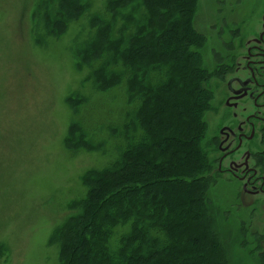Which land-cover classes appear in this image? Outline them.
Wrapping results in <instances>:
<instances>
[{
    "label": "rangeland",
    "instance_id": "obj_1",
    "mask_svg": "<svg viewBox=\"0 0 264 264\" xmlns=\"http://www.w3.org/2000/svg\"><path fill=\"white\" fill-rule=\"evenodd\" d=\"M104 1L91 0L93 7L90 11H100L97 5ZM134 1L122 0V13L127 15L133 11L138 19L145 9L142 5L134 8ZM37 4L38 0H0V264H68V253L63 250V238H59V234L66 223L71 225L72 222L76 227H72L71 236L76 239L83 234L79 224H87L88 221L80 219L76 223L73 218L76 211L72 206L77 199L84 200L86 187L83 180L92 177L86 175L91 170L100 172L116 160L120 155L117 147L125 149L132 136L137 140L147 131L152 138L151 147L142 146L140 150L144 155L153 147V161L160 160L159 163L163 157L169 158L176 153L174 141L164 139L167 132L179 136L170 123L173 115L177 114L174 107L169 109L172 103H169L168 93L173 92L172 84L156 91L155 107L147 102L146 110L141 111L145 122L155 125V134L144 125L141 117L140 128H134L132 124L138 118L129 122L125 117L135 109L126 103L125 89L106 87L104 79L112 78L107 74L96 82L94 75L89 79L86 76L92 70L87 64L80 65V49L96 34V29L90 27V18L63 25L61 31L50 35L33 24L39 11ZM56 5L59 6L57 0L45 2L49 10ZM191 5L198 6V10L192 22L190 20V24L184 25L187 30L182 41L172 40L166 34L162 40L163 43L168 42L169 50L164 45L163 55L158 51L156 60L151 62L147 54L143 63L154 62L158 66L157 71L148 75L160 78L161 68L168 61L173 45L183 47L180 52L188 54L200 49L197 68L206 70L201 77L208 78L205 96L209 94V97L206 96L205 100L209 104L197 110L200 111L199 116L197 112L194 114L196 121L205 127L195 146L201 144L204 161L209 162V168L201 174L205 176L202 185H196L191 192L201 193L213 187L209 195L224 214L220 218L222 231L231 244L238 243L236 264H260L264 261V251L259 248L260 243H264V195H248L242 191L240 181L226 175L219 176L216 144L217 130L222 124L230 122L233 125L229 117L231 111L224 104L230 96L226 83L236 74L239 61L240 66L245 65L243 59L235 56L238 52L245 55V42L261 30L264 0H198V3L193 0ZM133 21L134 18L126 17L123 33L130 30ZM145 27L146 24L140 26L134 22L133 33H141V28L146 39L152 37ZM192 28L201 37L192 35ZM113 31L110 28L108 33ZM37 34H41V39L36 37ZM193 38H199L200 46L190 42ZM110 45L112 41H108L107 47ZM176 54L173 59L178 61ZM106 57L110 58L109 55ZM85 59L91 61L90 56ZM122 60L125 63L126 59ZM167 69L177 75L175 71L178 69L173 63ZM245 77L247 74L240 72L238 78ZM134 86L132 99L136 100L143 90L138 82ZM243 100L238 107L242 116L244 108L249 112L252 110L249 99ZM80 128L84 136H88L85 139L77 135ZM119 128H123L122 135L112 131ZM246 131L249 132V128ZM262 137L264 134L241 147L242 151L251 153L252 146L254 166L261 177L264 176ZM86 139L91 141L92 147ZM241 154L236 152L234 157L240 159ZM135 157L133 154L125 155V160L140 163L141 157ZM172 160L185 168L180 157L173 155ZM228 165L226 159L222 167ZM152 169L150 174L156 179L177 174L169 169L168 164L153 166ZM194 169L195 166L190 170ZM99 176H93V185ZM181 189L173 188L175 191ZM153 193H157V189H153ZM104 198L99 196L95 199L94 196L91 202L98 205ZM128 204L126 198L124 205L128 207ZM86 206L83 205L84 208ZM228 224L229 230H226ZM146 234L142 232L141 237Z\"/></svg>",
    "mask_w": 264,
    "mask_h": 264
},
{
    "label": "trees",
    "instance_id": "obj_2",
    "mask_svg": "<svg viewBox=\"0 0 264 264\" xmlns=\"http://www.w3.org/2000/svg\"><path fill=\"white\" fill-rule=\"evenodd\" d=\"M57 1L59 6L49 10L45 7L47 0H38L39 11L33 19L34 26L51 35V32L61 31L63 25L90 18V27L96 29V34L83 44L79 58L80 65L87 64L92 70L86 77L90 79L94 75L96 82L104 74L112 76L109 80L104 79V85L125 89L126 103L135 107L125 117L129 122L138 118L134 120L135 124L130 123L138 129L139 117L145 122L141 111L146 110L147 102L155 107L156 91L172 84L170 88L173 92L168 93L171 100L169 103H172L169 109L174 107L177 114L173 115L170 123L175 128L174 132H179L177 137L169 132L164 137L174 141L176 153L169 158L163 157L161 163L160 160L153 161L155 151L153 147V150L150 148L152 138L144 131L137 140L131 135L133 138L128 141L129 145L125 149L117 147L120 155L116 160L100 172L91 170L86 175L92 177L83 180L86 187L82 197L84 200L79 198L72 206V210L76 211L73 216L76 223L80 219L88 221L87 224H79L83 234L76 239L71 236L72 227H76L74 222L71 225L66 223L59 234V238H63V250L66 249L68 253V264H236L239 259L235 254L238 243L231 244L222 231L224 229L221 228L220 218L224 214L209 195L213 187L206 188L201 193L191 192L196 185H202L205 176L201 174L209 168V162L204 161L201 144L195 146L205 127L196 121L194 114L197 112L199 116L200 111L197 110L209 104L205 100L209 97V94L205 96L208 93V78H202L206 70L203 67L197 68L200 49L192 54L183 52L186 54L184 55L180 52L183 47L173 45L171 55L163 65L166 70L161 68L160 78L148 75L157 71L158 66L154 62L143 63L147 57L148 61H155L157 52L162 54L164 47L169 50L168 42L163 43L162 40L166 34L172 40L182 41L187 30L184 25L190 24V20L192 22L198 6L191 5L193 0H136L133 7L142 5L145 9L137 19L133 11L123 15L122 0H105L97 5L101 10L94 12L90 11L93 7L91 0ZM194 1L198 3V0ZM126 17H132L134 21L130 23V30L123 33ZM134 22H138L140 26L146 24L145 28L153 36L146 39L141 28V33H133ZM110 28L114 30L111 34L108 33ZM190 32L201 37L193 28ZM40 36L41 34L36 35L41 39ZM198 39L193 38L190 42L200 46L202 42ZM108 41H112L109 47ZM175 54L178 61L173 59ZM108 55L110 58L106 57ZM88 56L91 61L85 59ZM122 59H126L125 63ZM170 63L178 69L175 71L177 75L171 74L167 69ZM111 82L113 83L109 84ZM137 82L142 86L144 94H139V99L133 100L132 91ZM146 98L148 99L145 100ZM144 125L149 126L148 129L151 128L155 134L154 124L145 122ZM122 130L123 128H119L112 131L116 135H122ZM77 135L81 139L88 137L84 136L81 128ZM86 140L92 147L91 141ZM262 142L264 144V137ZM142 146H150L144 155L140 150ZM124 153L141 157L140 163L125 160ZM173 155L184 160L185 168L172 160ZM161 164H168L169 169L177 174L158 179L152 177L150 171H153V166ZM194 166L195 169L190 170ZM95 175L100 176L95 180L96 185H93L92 178ZM180 187L183 188L181 191L173 190ZM153 189H157V193L152 194ZM94 196L95 199L99 196L105 198L96 205L97 202H91ZM126 198L128 207L124 205ZM83 205L87 206L84 208ZM227 226L229 224L226 225V230H229ZM142 232L147 234L141 237ZM241 247L246 252L243 244ZM259 248L264 251L263 242ZM262 259L264 260V252ZM260 264H264V261Z\"/></svg>",
    "mask_w": 264,
    "mask_h": 264
},
{
    "label": "flooded vegetation",
    "instance_id": "obj_3",
    "mask_svg": "<svg viewBox=\"0 0 264 264\" xmlns=\"http://www.w3.org/2000/svg\"><path fill=\"white\" fill-rule=\"evenodd\" d=\"M262 19L264 20V14ZM235 57L243 59L245 65L240 66L239 61L236 74L226 83V90L230 96L224 104L231 111L229 117L233 125L230 122L223 123L217 130L216 149L219 153L217 170L220 177L226 175L235 178L248 191L264 195V176L262 178L259 172L257 173L258 168L254 166L252 146L251 153L249 150H241L243 143L249 144L264 134V21L258 34L245 42V55L238 52ZM240 72L246 73L247 77L238 78ZM236 75L238 76L235 77ZM243 98L249 99L252 110L249 112V109L244 108L242 116L238 112V107L242 104L240 102ZM248 128L249 132L246 131ZM236 152L242 153V158L234 157ZM226 159L229 165L223 168L222 164Z\"/></svg>",
    "mask_w": 264,
    "mask_h": 264
}]
</instances>
